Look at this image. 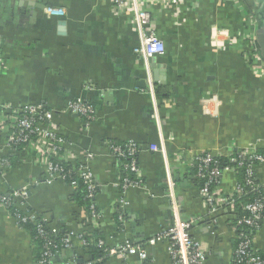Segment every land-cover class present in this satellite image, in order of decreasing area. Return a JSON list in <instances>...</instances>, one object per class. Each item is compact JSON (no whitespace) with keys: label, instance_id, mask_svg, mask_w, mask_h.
Here are the masks:
<instances>
[{"label":"crops","instance_id":"0c3cea01","mask_svg":"<svg viewBox=\"0 0 264 264\" xmlns=\"http://www.w3.org/2000/svg\"><path fill=\"white\" fill-rule=\"evenodd\" d=\"M138 1L152 15L165 44V52L150 62L159 126L146 67L136 53L139 36L131 8L117 14L106 0H0V141L12 132L6 106L46 104L55 110L58 133L68 141V150L80 157L94 154L88 164L99 184L98 227L82 228L87 210L75 200L76 189L61 180L46 183V166L31 146L16 152L3 146L1 157L11 167L0 173V191L27 188L22 210L36 211L61 232L97 230L109 249L128 238L146 249L153 264H173L165 242L149 244L173 221L171 174L180 217L195 221L191 235L207 252L206 264H231L236 249L232 226L227 216L211 226L188 161L204 152L229 156L251 145L264 155V70L251 69L245 51L247 37L257 39L264 28V0ZM48 7L62 8L65 15L49 16ZM77 99L97 111L88 126L67 112ZM160 136L166 155L148 150L161 143ZM130 141L144 147L139 165L145 186L126 192L121 227L115 219L121 208L116 186L120 163L107 142ZM255 173L264 184V162ZM234 182L226 172L225 188ZM255 247L264 255V220ZM83 252L75 241L54 264L73 258L86 264L79 260L82 255L88 259ZM39 253L31 231L0 208V264H39ZM137 263V257L117 256L104 262Z\"/></svg>","mask_w":264,"mask_h":264},{"label":"built area","instance_id":"2783aa9c","mask_svg":"<svg viewBox=\"0 0 264 264\" xmlns=\"http://www.w3.org/2000/svg\"><path fill=\"white\" fill-rule=\"evenodd\" d=\"M114 8L117 14L128 13L132 10L133 23L139 36V44L136 47V53L144 61L147 71V85L150 95L155 103V119L160 125L159 105L157 104V95L154 88L153 72L150 59L156 55L165 52V44L159 37L156 26L153 24V17L149 11L142 8L138 0H106ZM161 3L173 4L180 0H159ZM131 8V10H130ZM45 12L49 16H64L65 10L57 7H48ZM258 27V25H256ZM245 51L249 66L254 71L259 68L264 70V59L260 53L256 37L249 38ZM4 59L0 53V67ZM6 110L11 115L12 132L8 134L6 140L0 141V151L3 146H7L11 151H18L20 146L33 147L38 152V158L46 166V183H53L61 180L68 183L74 189L79 186L75 176L83 181L87 189V199L90 201V207L87 212V220L81 226H89L92 229L98 227L101 217L100 210L96 203V195L99 184L95 174L90 169L88 162L94 157L92 152H86L82 157L71 153L68 150V141L58 133V124L56 122L57 112L46 104H32L20 108L6 106ZM70 114L83 118L85 125L88 126L96 117L95 107L82 99H77L70 103L68 110ZM160 144H151L148 150L160 152L166 155V147L163 136ZM111 155L120 163L121 177L117 189L119 192L118 221L121 227L125 225L124 207L128 205L125 194L133 188H143L145 180L139 165V155L144 147L137 142L130 141L124 144L107 142ZM220 157L211 153H201L188 161L191 169L196 168L195 179L200 183L199 192L207 209V215L213 228L216 227L222 215L227 214L229 224L238 240V246L235 249L231 264H264V259L259 250L255 247V234L260 229L264 220V184L256 181V168L264 162V155L255 145L248 146L229 155L228 164L224 167L220 164ZM183 163V162H181ZM10 168L7 159L1 157L0 152V173H4ZM240 168H246V178L244 182H239L236 178ZM226 172H230L235 177V182L231 189L227 190L223 183ZM74 176V178H73ZM169 177V192L173 208V221L166 227H163L159 234L150 240V245L159 242L167 244V251L173 264H206L207 252L202 248L201 243L195 240L191 235V228L195 221L183 220L180 217L178 203L175 195L174 182L171 174ZM260 194L254 201L246 204L243 209L245 215L239 217L236 211V201L245 195L248 191ZM29 198L27 188L13 189L10 192L0 191V208L12 213L17 222L32 224L45 241L44 252L39 259V264H54L55 257L59 254L69 251L73 248L75 241L83 246L91 244L84 237V231H63L60 244H57L52 237L61 234L58 227L51 225L48 218L31 209L22 210V205H26ZM21 204V205H20ZM12 212V211H11ZM224 219V216L222 217ZM238 226L249 227L250 230H239ZM90 228V229H91ZM95 245L103 249L107 256H117L120 258L137 257V264H153L149 260V255L145 248L136 246L131 240L124 241L114 249H109L103 239L95 241ZM77 258L69 260L65 264H76ZM88 264H95L89 262Z\"/></svg>","mask_w":264,"mask_h":264},{"label":"trees","instance_id":"16d2710c","mask_svg":"<svg viewBox=\"0 0 264 264\" xmlns=\"http://www.w3.org/2000/svg\"><path fill=\"white\" fill-rule=\"evenodd\" d=\"M116 144H124V143H116ZM24 147L25 146L23 145V146H20L18 149L21 150ZM219 159H220L221 166L224 167L225 164H228L229 156H224V157L221 156ZM8 161L10 163V160H8ZM10 167H11V163H10ZM196 171H197L196 168L192 169V172L194 173V175H195ZM73 178H74V176H73ZM75 178L77 179L78 184H79V186L77 188H75L76 189V192H75L76 194L74 195L75 200L79 203V205L81 207H85V209L88 212L89 207H90V201L87 199L86 185L83 183V181L81 179L77 178L76 176H75ZM236 178H237V180L239 182H244V179L246 178V168H240L239 171H238V174L236 175ZM199 187H200V183H199ZM261 194H262L261 196H264V191H262ZM259 195L260 194H256L255 192H252V191L249 190L245 195H243L241 198H239L236 201V208L235 209L238 212L239 217H242L243 215L246 214V212L244 211L243 207L246 204H248L249 202L254 201L256 198H258ZM11 211H12V213H14L13 208L11 209ZM118 215H119V212L115 216L116 220H118ZM226 215L227 214L222 215L221 218H220V221H221V219H223L222 217L223 216L225 217ZM23 227L28 228L31 231L32 235L34 236L35 241H36V243H37V245L39 247V250H40V253H39V259H40L42 257V255H43L44 246H45L46 241L41 236H39V234H38V232L36 230V227L34 225L28 223V224H24ZM248 229L250 230L249 227L238 226L237 227V232H239V230L241 231V230H248ZM62 232H61V234L59 236L52 237V239L57 244H60V239L62 238V235H63ZM84 237H85L86 240L91 241V244H89V245H85V246L82 245L83 249H84L83 254L86 255L88 257V259L86 257L84 258V256L82 255V257L79 256V260L82 259L84 262H86V264H88L89 262H94L95 264H104V262L106 260V257H107L106 252L103 249L98 248L95 245V243H92V241L95 242V241H98L99 239L103 238L101 233H99V231H97V230L93 231V232L85 231L84 232ZM235 246L236 247L238 246V240L236 238H235ZM260 254L262 255V257L264 259V255L261 252H260Z\"/></svg>","mask_w":264,"mask_h":264},{"label":"water","instance_id":"95a60500","mask_svg":"<svg viewBox=\"0 0 264 264\" xmlns=\"http://www.w3.org/2000/svg\"><path fill=\"white\" fill-rule=\"evenodd\" d=\"M257 41L260 47V53L262 58L264 59V28L259 30L257 34ZM154 61V58L150 59V62Z\"/></svg>","mask_w":264,"mask_h":264}]
</instances>
